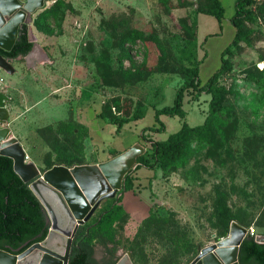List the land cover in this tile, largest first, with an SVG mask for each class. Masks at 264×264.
<instances>
[{"label": "rangeland", "instance_id": "obj_1", "mask_svg": "<svg viewBox=\"0 0 264 264\" xmlns=\"http://www.w3.org/2000/svg\"><path fill=\"white\" fill-rule=\"evenodd\" d=\"M221 2L218 22L205 15L209 0H46L26 18L44 59L29 66V57H19L10 61L12 72L0 68L4 127L40 171L144 149L116 196L86 223L107 214L103 231L116 243V260L130 253L133 264H189L199 246L238 224L234 217L264 233V0H252L250 17L241 20L247 41L224 56L235 35L236 0ZM222 58L228 67L216 86L225 94L211 113L207 83ZM197 62L202 90L184 93V118L156 121ZM115 118L128 121L118 133ZM207 118L179 159L157 160L160 142L183 123L193 128ZM152 211L156 219L148 223ZM167 213L170 229L161 228ZM94 257L101 263L103 248L95 247Z\"/></svg>", "mask_w": 264, "mask_h": 264}, {"label": "water", "instance_id": "obj_2", "mask_svg": "<svg viewBox=\"0 0 264 264\" xmlns=\"http://www.w3.org/2000/svg\"><path fill=\"white\" fill-rule=\"evenodd\" d=\"M46 0H0V49L9 52L26 18L43 7ZM30 38V37H29ZM37 51L33 44L27 57ZM9 59L0 56V68L12 72ZM6 96L0 93V156L12 160L14 173L28 184L30 191L43 207L49 229L46 237L17 255L0 249V264H69L73 239L78 227L90 220L101 202L116 196L125 175L144 153L139 145L95 165L66 168L54 166L40 171L32 162H24V150L12 137L5 107ZM247 229L231 222L225 237L211 244L199 246L197 256L189 264H239L238 255ZM254 241L264 244V236L257 234ZM116 264H133L130 253H121Z\"/></svg>", "mask_w": 264, "mask_h": 264}, {"label": "trees", "instance_id": "obj_3", "mask_svg": "<svg viewBox=\"0 0 264 264\" xmlns=\"http://www.w3.org/2000/svg\"><path fill=\"white\" fill-rule=\"evenodd\" d=\"M252 0H236L235 13L231 19L235 35L232 44L226 47L222 56L229 52L231 45L238 41H247L250 31L241 23V20L250 17V5ZM209 8L205 15L215 18L221 22L224 16V8L220 0H209ZM33 43L29 39L27 24L21 26L17 39L9 52L0 49V56L16 60L18 57L28 55L32 49ZM193 57V56H192ZM227 63L222 58L220 68L209 78L207 83V93L211 95L210 112L213 113L217 104L225 94V90L216 86L217 77L226 69ZM189 76L183 84L177 89L172 106H166L156 111V121L158 117H178L184 118V111L181 108L182 100L185 92L194 91L197 94L202 88L199 86V70L198 62L193 64L188 70ZM138 119V118H134ZM208 118L204 124L196 127H189L183 123L180 129L170 134L166 140L160 142L156 149V158L161 163H172L179 159L185 150L188 140L207 129ZM128 121L115 118L112 120L116 126V132L122 130L123 125ZM51 167V166H50ZM48 167V169L50 168ZM131 190V185L125 186V191ZM158 206L154 205V209ZM226 214H223V216ZM107 216L103 215L94 224H84L80 227L73 240L72 250L69 257V264H116L115 248L116 243L112 236L103 231V219ZM154 211L150 214L146 222L151 223L155 220ZM172 214L167 213L162 218L161 228L170 229ZM243 227L249 228L239 222L236 217L234 219ZM258 226L264 229V220ZM49 229V221L47 215L30 191L28 184L14 173L12 160L0 156V249L10 254L17 255L34 243L41 242L47 235ZM228 230L220 234L221 237L227 235ZM166 234H170L168 230ZM261 235H264L261 234ZM103 248L106 257L99 263L95 257V247ZM112 246V247H109ZM239 264H264V244H258L253 237L247 236L242 242L238 255Z\"/></svg>", "mask_w": 264, "mask_h": 264}, {"label": "crops", "instance_id": "obj_4", "mask_svg": "<svg viewBox=\"0 0 264 264\" xmlns=\"http://www.w3.org/2000/svg\"><path fill=\"white\" fill-rule=\"evenodd\" d=\"M25 2H26V0H25ZM26 57H27V55H26ZM42 59H44V56H42V54H40L38 51V52H35L33 55H31L29 58H26L25 61H26V64H29V66H35L37 64V62H39V60H42ZM30 162H32V161L30 160ZM32 163L34 164V162H32Z\"/></svg>", "mask_w": 264, "mask_h": 264}, {"label": "built area", "instance_id": "obj_5", "mask_svg": "<svg viewBox=\"0 0 264 264\" xmlns=\"http://www.w3.org/2000/svg\"><path fill=\"white\" fill-rule=\"evenodd\" d=\"M30 161L29 157L27 154H25V162H28ZM247 229V236H250V237H255L257 235V232L255 230V228L253 227H249V228H246Z\"/></svg>", "mask_w": 264, "mask_h": 264}, {"label": "flooded vegetation", "instance_id": "obj_6", "mask_svg": "<svg viewBox=\"0 0 264 264\" xmlns=\"http://www.w3.org/2000/svg\"><path fill=\"white\" fill-rule=\"evenodd\" d=\"M28 33H29V32H28ZM29 39H30V38H29ZM24 57H26V56H24ZM18 58H19V57H18ZM18 58H17V59H18ZM103 201H104V200H103ZM101 203H102V202H101ZM97 209H98V208H97ZM97 209H96V210H97ZM93 215H94V214H93ZM91 218H92V217H91ZM91 218H90V219H91ZM86 223H87V222H86ZM86 223H85V224H86ZM82 226H83V225L79 226L78 229H79L80 227H82ZM77 231H78V230H77ZM73 240H74V239H73ZM72 245H73V243H72ZM71 250H72V249H71Z\"/></svg>", "mask_w": 264, "mask_h": 264}, {"label": "bare ground", "instance_id": "obj_7", "mask_svg": "<svg viewBox=\"0 0 264 264\" xmlns=\"http://www.w3.org/2000/svg\"><path fill=\"white\" fill-rule=\"evenodd\" d=\"M25 154V153H24ZM24 162H25V155H24ZM29 163H31L30 161H28ZM264 236V235H263ZM45 264H51L50 262L46 261Z\"/></svg>", "mask_w": 264, "mask_h": 264}]
</instances>
